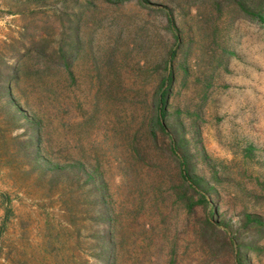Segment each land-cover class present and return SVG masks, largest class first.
I'll use <instances>...</instances> for the list:
<instances>
[{
  "label": "rangeland",
  "instance_id": "rangeland-1",
  "mask_svg": "<svg viewBox=\"0 0 264 264\" xmlns=\"http://www.w3.org/2000/svg\"><path fill=\"white\" fill-rule=\"evenodd\" d=\"M77 43L67 111L33 77L15 76L7 92L6 63L32 71L38 52L56 61ZM170 69V130L189 140L211 187L209 204L190 211L169 190L172 157L156 172L128 145ZM125 101L138 108L125 112ZM79 157L101 185L54 173ZM105 206L115 264H235L239 248L242 264H264V235L245 224L247 214L264 219V0H0V264H106ZM207 217L218 238L201 232Z\"/></svg>",
  "mask_w": 264,
  "mask_h": 264
},
{
  "label": "trees",
  "instance_id": "trees-1",
  "mask_svg": "<svg viewBox=\"0 0 264 264\" xmlns=\"http://www.w3.org/2000/svg\"><path fill=\"white\" fill-rule=\"evenodd\" d=\"M168 21L170 26L174 29V19L172 16L168 17ZM177 35V34H176ZM178 37V35H177ZM77 42L79 39L77 38ZM72 52H67L65 49L61 48L59 53H57L56 61H51V55L46 56L42 52H38L37 58L39 65L33 68L32 71L30 67L27 65L25 60L20 59L17 64L14 63H6V68L10 72L5 81V89L9 94H11L12 89V80L15 76L18 79H23L24 81H28L29 77H33L38 86L42 91V96L47 97V99H52V102H57V107L60 112L67 111L69 105V98L71 95V83L70 80L74 78V75L71 70V65L73 64L74 59L77 57L79 53V43H77L76 47ZM26 57V55H23ZM56 62V70L57 72L51 73L49 67H51L50 63ZM66 73V78H63L61 82L54 80H50V75H55L58 72ZM174 80L173 70H168L166 75L164 76V81L160 86L153 88L152 100L146 105V114L143 115L140 120L139 128L136 130L135 134H131V140L128 145L130 147V157L132 161H144V163L150 164V167H153L157 170L162 166L156 163V160H163L162 158L166 155H169L174 160L173 174L175 176L174 185L171 189H169L177 198L178 201H181L188 211L193 208L196 204H209L210 202V192L211 187L208 182H206L203 176L196 175V166L193 165L192 159L194 157L190 146L189 140L185 137L179 135L178 133L170 130V123L168 122V106H169V93L171 90V85ZM35 83V84H36ZM123 91H120L122 93ZM56 106V103H54ZM135 109L138 106L131 104ZM126 101L120 104L125 112H129L131 107ZM54 106V107H55ZM81 106V105H80ZM33 112V113H32ZM31 115H27V121L32 125L34 130V145L35 149L39 150L40 143L42 141V126H41V115H39L36 111H32ZM25 114V113H24ZM131 119V118H130ZM135 119V117L133 118ZM141 136V138H140ZM141 139H144L148 150H152L148 157L144 154V145L141 143ZM155 153H154V152ZM202 155H205L203 150H200ZM128 162V160H125ZM168 162V161H167ZM72 164H64L56 162L53 164V171L57 176H60L71 168L72 170H76L77 174L83 173L81 176L85 177L87 181H90L94 187L97 183L100 182L99 185L102 184L101 175L99 173V169L97 167H88L85 168L86 163L81 157L76 159ZM171 164V163H170ZM136 164H131L129 167H125V174L135 167ZM157 166V167H156ZM169 166V163H168ZM166 166V168H168ZM87 167V166H86ZM168 171L171 168L167 169ZM192 191V192H191ZM197 196V199H195ZM102 217L105 218L107 227L105 229V238L109 241V247L107 246L105 250V263L106 264H115L116 259V247L114 242L113 235V227L112 223L115 220L113 214L108 211V208L105 206L102 208ZM214 212V209L211 210ZM245 224L247 226L257 227L258 233L260 236L264 235V219L261 215L256 214H247L245 216ZM202 231L204 234H208L211 237L218 238L219 229L217 225L211 220V218L207 217L204 221H202ZM229 241H234V236L229 238ZM245 245V249L249 248L253 245V242H248ZM242 250L239 248L237 251V262L235 264H242L243 255L241 254Z\"/></svg>",
  "mask_w": 264,
  "mask_h": 264
}]
</instances>
